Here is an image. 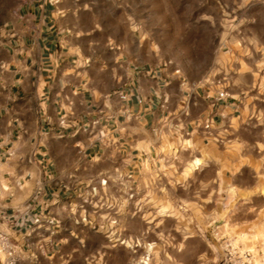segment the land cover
<instances>
[{
    "label": "clouds",
    "instance_id": "1",
    "mask_svg": "<svg viewBox=\"0 0 264 264\" xmlns=\"http://www.w3.org/2000/svg\"><path fill=\"white\" fill-rule=\"evenodd\" d=\"M37 2L33 31L0 32V264H264V130L200 99L264 79V18L220 33L166 4L170 48L133 23L147 46L100 55L60 18L73 0Z\"/></svg>",
    "mask_w": 264,
    "mask_h": 264
},
{
    "label": "rangeland",
    "instance_id": "2",
    "mask_svg": "<svg viewBox=\"0 0 264 264\" xmlns=\"http://www.w3.org/2000/svg\"><path fill=\"white\" fill-rule=\"evenodd\" d=\"M26 1L0 0V32L8 28L7 25L20 5ZM263 2L264 0H73L74 6L70 10L77 12L83 24L92 29L95 40L102 44L106 42L109 49L112 41L108 37H112L117 44L129 45H142L145 42L147 46L149 41L155 40L165 50L175 43L170 26L172 19L167 15L166 4L172 8L179 7L189 24H194L198 19L210 24L216 21L220 33H223L225 20L232 19L245 25L264 18ZM133 23L137 27L129 30L133 33L138 30L147 33L149 41L137 38L128 31L129 25ZM175 27L178 31L181 25L176 24ZM259 117L260 120H252L250 125L264 126L261 122L264 107Z\"/></svg>",
    "mask_w": 264,
    "mask_h": 264
},
{
    "label": "crops",
    "instance_id": "3",
    "mask_svg": "<svg viewBox=\"0 0 264 264\" xmlns=\"http://www.w3.org/2000/svg\"><path fill=\"white\" fill-rule=\"evenodd\" d=\"M264 5V2H263ZM40 5L37 2V0H27L25 3L21 4L17 13L15 16L11 19L10 23L7 25L8 28L4 30V32H21L24 29H27L28 31H33V28L35 25H39L41 22L42 17L40 16ZM48 11L52 12L53 7L51 5L48 6ZM60 18L62 20H65L68 27L72 29H77L80 26H82L86 31L84 33L85 36L88 38H93L94 40L96 37H94L93 31L91 28H87L81 19V16L72 10H67L66 15L65 12L60 13ZM56 20V17L53 16L51 17V21ZM51 21H45L48 23L49 28L52 29V23ZM54 32H56L59 36H63L64 34V28L63 27H58L56 29H52ZM71 33H69V38L68 39H59L56 43L58 44L59 48L63 49L65 47H71ZM16 37L14 36L13 39ZM39 38V37H35ZM81 38V33L79 31H76V39ZM221 39L223 37L221 36ZM96 41V46H97V53L102 55L104 51H107L109 53L112 52H119V48L117 49H109L106 42L102 44V42H99L98 40ZM99 59V57L97 58ZM73 67L77 69L76 73H73L71 69H66L69 75L74 76L76 80H80L81 77L77 74L79 73L80 69L75 63L73 62ZM44 75L47 77V83L50 85L54 79L52 76V73L50 71H45ZM264 76V73L261 74ZM217 85H219V81L217 82ZM245 85L243 92L240 91L239 88H235L232 90L233 95H240V100H233V99H228L227 102L225 101H219L216 102L213 100L211 96H209L207 99H205L203 93H201L200 99L203 101L206 111L209 113H212L215 111L216 108H219L221 106H227L228 104H235L238 109L243 112L245 120H244V127H252L253 132H259L264 130V126L260 124H255V125H250L252 120H255L256 122L260 120V113L262 111V107H264V79H257V77L252 76L251 74H246V80H245ZM63 88H67L70 91L68 92V99L72 100L74 97L80 95L81 93L77 92V88L80 87L79 84H73L71 80H66L64 81V84L61 85ZM225 91H229L228 88L224 89ZM184 91L187 92L186 88ZM40 89L37 87L36 89V94L39 97ZM44 93L46 97H52L53 93L50 90V88L45 87L44 88ZM85 97L87 98V93H83ZM61 96V92L57 91L56 97L53 99L49 100V103L51 107L53 108H59L58 105V99ZM235 115H239L240 112L234 113ZM250 117V120H249ZM215 122H219V117L218 116H213L212 117ZM47 215V213H45Z\"/></svg>",
    "mask_w": 264,
    "mask_h": 264
}]
</instances>
